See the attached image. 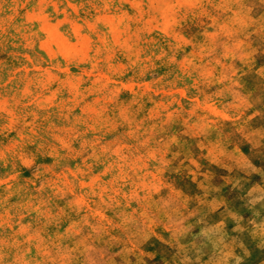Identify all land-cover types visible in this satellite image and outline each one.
Wrapping results in <instances>:
<instances>
[{"label":"rangeland","instance_id":"obj_1","mask_svg":"<svg viewBox=\"0 0 264 264\" xmlns=\"http://www.w3.org/2000/svg\"><path fill=\"white\" fill-rule=\"evenodd\" d=\"M0 264H264V0H0Z\"/></svg>","mask_w":264,"mask_h":264}]
</instances>
